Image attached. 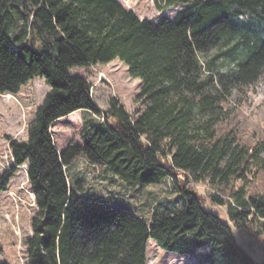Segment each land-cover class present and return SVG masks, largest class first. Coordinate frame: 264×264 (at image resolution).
<instances>
[{"label": "trees", "instance_id": "1", "mask_svg": "<svg viewBox=\"0 0 264 264\" xmlns=\"http://www.w3.org/2000/svg\"><path fill=\"white\" fill-rule=\"evenodd\" d=\"M154 2L177 10L155 21L118 0H0V98L37 78L50 88L26 141H10L14 162L0 173L1 194L27 167L36 212L25 264H148L150 241L185 264H256L187 182L228 191L231 201L212 196L227 205L229 221L264 237V192L246 187L248 173L264 172V135L244 137L237 113L226 108L235 91L264 80V0ZM115 59L140 79V106L130 115L112 99L104 121L86 122L81 143L60 150L52 131L58 121L82 109L100 112L90 82L70 70ZM222 61L234 65L222 70ZM81 155L133 188L172 176L182 203H159L148 220L83 193L68 176Z\"/></svg>", "mask_w": 264, "mask_h": 264}, {"label": "rangeland", "instance_id": "2", "mask_svg": "<svg viewBox=\"0 0 264 264\" xmlns=\"http://www.w3.org/2000/svg\"><path fill=\"white\" fill-rule=\"evenodd\" d=\"M118 1L127 9L137 13L140 18L155 21L164 14L173 16L177 10V7H172L160 11L156 8L154 0ZM215 52V50L210 52L209 57ZM221 64L222 70H226L228 65L231 68L234 65L226 61H222ZM70 72L73 75L83 76L90 82L91 96L100 112L82 109L58 121L52 131L60 150L72 143H81V133L86 122L104 121L112 99H117L130 115L140 106L137 98L141 88L140 79L132 77L128 66L118 59L107 64L74 67ZM49 89L43 79L37 78L23 86L18 94H5L0 98V173L14 162L10 141L12 139L26 141L27 128ZM226 108L229 116L237 113L235 119L242 123L241 126L245 129L244 137L256 139L257 134L264 135V80L235 91L226 102ZM108 120L114 122L112 118ZM176 175L180 181L186 180L187 173L176 170ZM68 176L70 181L80 180L83 193L92 192L102 195L111 204H126L135 208L148 220L157 204L163 202L169 206L179 207L182 203L178 199L176 181L172 176L158 185L133 188L118 177H114L108 168L90 163L83 155L77 157L68 168ZM247 176L246 187L250 195L264 192V172L258 175L248 173ZM243 182L245 180L236 181L234 188H238ZM187 187L201 196L205 208L218 213L224 222L230 223L237 241L243 244L256 262H262L264 237H253L252 228L235 227L229 221L227 205L219 204L213 199L212 195L215 194L224 202L231 201L229 192L216 190L207 184H195L191 180L187 182ZM35 212L34 195L30 189L27 168L22 166L13 177L8 191L0 194V244L3 248L0 261H6L8 264L26 263L25 241L32 234L31 217ZM179 256L178 252L163 250L157 247L154 241L149 242L148 264H185L187 259Z\"/></svg>", "mask_w": 264, "mask_h": 264}, {"label": "water", "instance_id": "3", "mask_svg": "<svg viewBox=\"0 0 264 264\" xmlns=\"http://www.w3.org/2000/svg\"><path fill=\"white\" fill-rule=\"evenodd\" d=\"M256 264H263V262H256Z\"/></svg>", "mask_w": 264, "mask_h": 264}, {"label": "built area", "instance_id": "4", "mask_svg": "<svg viewBox=\"0 0 264 264\" xmlns=\"http://www.w3.org/2000/svg\"><path fill=\"white\" fill-rule=\"evenodd\" d=\"M26 167V166H25Z\"/></svg>", "mask_w": 264, "mask_h": 264}]
</instances>
